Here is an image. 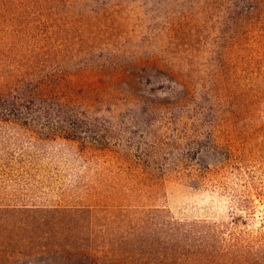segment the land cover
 <instances>
[{
	"label": "rangeland",
	"instance_id": "1",
	"mask_svg": "<svg viewBox=\"0 0 264 264\" xmlns=\"http://www.w3.org/2000/svg\"><path fill=\"white\" fill-rule=\"evenodd\" d=\"M8 1L0 103L61 113L0 120V206L86 244L14 264H264V0Z\"/></svg>",
	"mask_w": 264,
	"mask_h": 264
},
{
	"label": "trees",
	"instance_id": "2",
	"mask_svg": "<svg viewBox=\"0 0 264 264\" xmlns=\"http://www.w3.org/2000/svg\"><path fill=\"white\" fill-rule=\"evenodd\" d=\"M8 6L13 7V2L0 0V22L4 19L3 16L7 14V11H15L14 9L9 10ZM0 30L2 31L1 25ZM0 38H5L6 42L10 43L9 34L2 35ZM43 81L44 78L41 77L38 82L42 84ZM29 84L19 86L17 78H15L0 103V120L17 121L16 115H14L15 111L21 113L23 110L25 114H28L35 110L33 108L35 102L43 108V112L47 115L51 109L61 113V104L57 100L44 98L40 90H34L37 87L32 88V85ZM4 85L5 82L0 81V87ZM73 124H58L55 128H76ZM66 210L57 206L49 208L0 206V264H14L17 254L46 252L54 257H59L68 254L69 249L80 250L85 246L86 244L81 240H66L65 242L61 240L62 230L67 228L74 231L75 227L71 220L80 217L79 214H75L76 217L73 218L70 212L62 221L54 217ZM64 264L69 263L65 262Z\"/></svg>",
	"mask_w": 264,
	"mask_h": 264
}]
</instances>
